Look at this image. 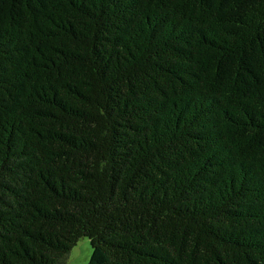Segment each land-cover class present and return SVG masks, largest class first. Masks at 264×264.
Returning <instances> with one entry per match:
<instances>
[{
  "label": "trees",
  "instance_id": "obj_1",
  "mask_svg": "<svg viewBox=\"0 0 264 264\" xmlns=\"http://www.w3.org/2000/svg\"><path fill=\"white\" fill-rule=\"evenodd\" d=\"M264 264V0H0V264Z\"/></svg>",
  "mask_w": 264,
  "mask_h": 264
},
{
  "label": "rangeland",
  "instance_id": "obj_2",
  "mask_svg": "<svg viewBox=\"0 0 264 264\" xmlns=\"http://www.w3.org/2000/svg\"><path fill=\"white\" fill-rule=\"evenodd\" d=\"M92 245L88 237H84L72 249L68 264H88L92 255Z\"/></svg>",
  "mask_w": 264,
  "mask_h": 264
}]
</instances>
